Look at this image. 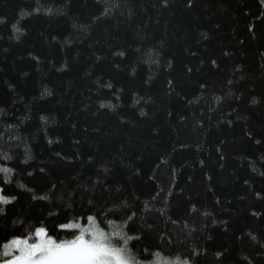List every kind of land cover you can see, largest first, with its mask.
<instances>
[{
  "label": "trees",
  "instance_id": "trees-1",
  "mask_svg": "<svg viewBox=\"0 0 264 264\" xmlns=\"http://www.w3.org/2000/svg\"><path fill=\"white\" fill-rule=\"evenodd\" d=\"M0 19V187L17 197L0 252L93 215L127 222L136 259L264 264L262 0H0Z\"/></svg>",
  "mask_w": 264,
  "mask_h": 264
},
{
  "label": "snow or ice",
  "instance_id": "snow-or-ice-1",
  "mask_svg": "<svg viewBox=\"0 0 264 264\" xmlns=\"http://www.w3.org/2000/svg\"><path fill=\"white\" fill-rule=\"evenodd\" d=\"M27 15L26 12L21 13L22 17ZM3 22V19H0V23ZM13 29L16 33L21 32V29L15 24ZM17 39H19L18 36ZM118 55H123V53H118ZM108 87L110 88L111 85ZM44 94L50 95L51 93L45 89ZM2 111L0 109V112ZM42 119L45 118L42 117ZM3 158L5 160L12 159L7 154H4ZM27 158L30 159V155ZM0 172L5 174V184L11 183L13 169L0 166ZM19 187L24 188L25 186L20 184ZM26 190L32 191V189ZM3 192L4 188L0 187V203L7 205L17 199L16 196L3 195ZM32 199L50 200L47 195L39 197L33 195ZM4 214L5 210L0 208V215ZM48 215L59 217V213L50 212ZM104 215L107 216V213ZM134 216L135 213L128 219L132 220ZM86 220L88 222L86 225L62 222L53 224V231L56 228L78 229V234L70 233L71 239H58L55 235L49 234V229L43 220L39 222V226H27L20 235H13L10 239L5 237L6 242L2 243L3 251L0 252V264H132V261H135V264H155L152 261L136 259L132 255L129 243L132 240L140 239V237L127 235L124 231L128 226L127 222L121 225L108 220L107 225L111 230L106 231L100 226L101 221L96 216L87 215ZM13 223L22 225L24 221H13ZM147 251L148 249H144V252ZM155 256L157 261L162 259L159 252L155 253ZM164 264H181V261L179 257L175 261L165 259ZM182 264H188V261H183Z\"/></svg>",
  "mask_w": 264,
  "mask_h": 264
},
{
  "label": "rangeland",
  "instance_id": "rangeland-1",
  "mask_svg": "<svg viewBox=\"0 0 264 264\" xmlns=\"http://www.w3.org/2000/svg\"><path fill=\"white\" fill-rule=\"evenodd\" d=\"M155 264H164V261H155ZM181 264H182V262H181Z\"/></svg>",
  "mask_w": 264,
  "mask_h": 264
}]
</instances>
